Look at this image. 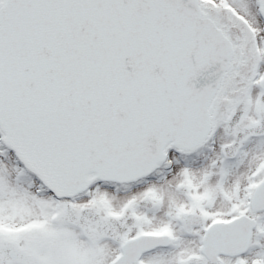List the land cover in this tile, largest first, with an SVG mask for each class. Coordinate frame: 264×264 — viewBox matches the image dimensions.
Returning a JSON list of instances; mask_svg holds the SVG:
<instances>
[{
	"label": "snow or ice",
	"instance_id": "snow-or-ice-1",
	"mask_svg": "<svg viewBox=\"0 0 264 264\" xmlns=\"http://www.w3.org/2000/svg\"><path fill=\"white\" fill-rule=\"evenodd\" d=\"M0 264H264V0H0Z\"/></svg>",
	"mask_w": 264,
	"mask_h": 264
}]
</instances>
